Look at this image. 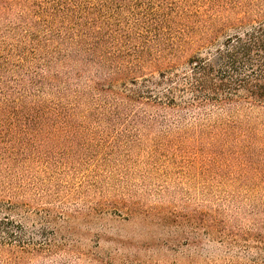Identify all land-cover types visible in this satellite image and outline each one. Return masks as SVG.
<instances>
[{"label":"trees","instance_id":"16d2710c","mask_svg":"<svg viewBox=\"0 0 264 264\" xmlns=\"http://www.w3.org/2000/svg\"><path fill=\"white\" fill-rule=\"evenodd\" d=\"M229 4L0 0L4 191L17 196L16 175L35 161L53 171L81 153L107 155L104 132L124 118L152 144L147 163L202 164L232 194L264 198V15L251 1L232 19ZM227 26L237 30L217 43Z\"/></svg>","mask_w":264,"mask_h":264},{"label":"rangeland","instance_id":"374dc122","mask_svg":"<svg viewBox=\"0 0 264 264\" xmlns=\"http://www.w3.org/2000/svg\"><path fill=\"white\" fill-rule=\"evenodd\" d=\"M221 1L232 19L251 1L264 15V0ZM235 30L221 29L217 43ZM114 123L107 155L81 153L53 171L35 161L16 175L15 197L0 184V264H264V198L232 194L202 164L196 173L147 163L152 144L124 118Z\"/></svg>","mask_w":264,"mask_h":264}]
</instances>
